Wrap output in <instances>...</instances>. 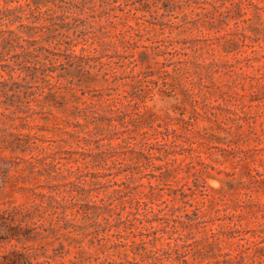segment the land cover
<instances>
[{"label": "rangeland", "instance_id": "obj_1", "mask_svg": "<svg viewBox=\"0 0 264 264\" xmlns=\"http://www.w3.org/2000/svg\"><path fill=\"white\" fill-rule=\"evenodd\" d=\"M25 263L264 264V0H0Z\"/></svg>", "mask_w": 264, "mask_h": 264}, {"label": "trees", "instance_id": "obj_2", "mask_svg": "<svg viewBox=\"0 0 264 264\" xmlns=\"http://www.w3.org/2000/svg\"><path fill=\"white\" fill-rule=\"evenodd\" d=\"M155 253V252H154ZM181 262H184L185 263V261H181ZM26 264V263H25Z\"/></svg>", "mask_w": 264, "mask_h": 264}]
</instances>
